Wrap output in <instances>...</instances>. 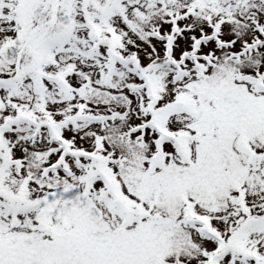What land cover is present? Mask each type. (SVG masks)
I'll return each instance as SVG.
<instances>
[{
  "label": "snow or ice",
  "instance_id": "6c2138e0",
  "mask_svg": "<svg viewBox=\"0 0 264 264\" xmlns=\"http://www.w3.org/2000/svg\"><path fill=\"white\" fill-rule=\"evenodd\" d=\"M0 264H264V0H0Z\"/></svg>",
  "mask_w": 264,
  "mask_h": 264
}]
</instances>
